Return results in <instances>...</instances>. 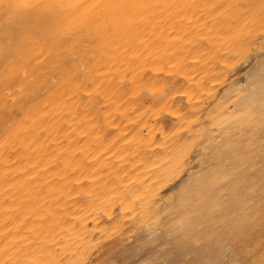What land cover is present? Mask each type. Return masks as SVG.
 <instances>
[{"label":"bare ground","instance_id":"6f19581e","mask_svg":"<svg viewBox=\"0 0 264 264\" xmlns=\"http://www.w3.org/2000/svg\"><path fill=\"white\" fill-rule=\"evenodd\" d=\"M212 15L215 21L198 30V41L184 53L185 75L178 79L191 99L177 98L163 114L152 101L133 95L130 75L127 86L111 96V106L86 112L91 89L73 95L72 85L64 83L67 65L52 50L42 86L15 108L21 122L18 144L9 152L0 149V247L9 231L16 237H8L12 243L40 231L51 258L61 264H232L258 259L259 223L242 245L233 222L246 210L243 197L254 200L257 211L260 205L264 135L258 113L264 56L258 36L238 35L226 12ZM137 63L139 67H132L138 82L154 75L151 64ZM111 70L119 81L129 65ZM87 74L82 71L79 81ZM177 109L182 116L172 114ZM246 110L257 113L255 128L242 116ZM229 133L234 146L217 164L230 179L221 187L212 183L216 172L210 168L217 165L210 161ZM69 146L84 149V175L65 176L62 171L61 149ZM234 186L240 198L233 197ZM247 247L255 250L254 256L246 254Z\"/></svg>","mask_w":264,"mask_h":264},{"label":"snow or ice","instance_id":"6c2138e0","mask_svg":"<svg viewBox=\"0 0 264 264\" xmlns=\"http://www.w3.org/2000/svg\"><path fill=\"white\" fill-rule=\"evenodd\" d=\"M225 12L238 26V35L258 36L261 55L264 56V0H250L246 4H201L196 0H0V63L3 64L0 72V89L3 90L0 149L9 152L18 144L21 122L15 118V108L34 98L42 86L47 72L46 60L54 48L67 65L63 73L64 83L72 85L69 90L73 95H79L85 87L91 89L85 104L86 112L94 109L100 113L105 104L111 106L114 103L111 96L116 94V89L127 86L130 75L131 85L128 87L133 95L152 101L158 106L156 110L163 114L171 111L170 102L177 98L187 96L191 99L178 79L185 75L184 53L188 46L198 41V30L207 28L209 21H215L212 14L219 16ZM137 62L151 64L154 75L147 79L141 77L138 82L135 67H132H139ZM88 64L91 68L87 67ZM125 64L129 65V71L116 81L111 69ZM260 65V76L264 81V59ZM100 68L109 70L101 72ZM82 71L90 73L85 76V81H79ZM172 114L182 116L178 109ZM242 116L246 117L248 126L255 128L256 112L246 110ZM258 117L264 135V86ZM226 139L224 147L218 149L210 161V165H217L210 168L216 172L212 183L221 187L230 179V174L219 171L217 162L222 161L225 151L234 146L231 133ZM261 149L264 151V142ZM61 152L64 159L60 163L65 176L84 175L88 167L84 149L73 151L69 146L62 148ZM232 191L234 198H240L238 186ZM243 199L247 200L246 210L234 217L233 230L245 245L246 237H250L258 222L262 229L260 254L258 259H237L232 264H264V179L258 211L253 207L254 200ZM31 215L32 212L28 211L27 216L30 218ZM42 236L43 233L37 231L31 238L20 236L19 243H12L8 240L12 237L9 231L4 246L0 247V264H61L51 258L52 253L47 250ZM237 252L245 254L241 248H237ZM246 254L254 256L255 250L247 247ZM80 264H88V261L82 260Z\"/></svg>","mask_w":264,"mask_h":264},{"label":"rangeland","instance_id":"374dc122","mask_svg":"<svg viewBox=\"0 0 264 264\" xmlns=\"http://www.w3.org/2000/svg\"><path fill=\"white\" fill-rule=\"evenodd\" d=\"M248 61H249V62H248V64H249L251 60H248ZM248 64L246 63V64H244V65L247 66ZM251 64H252V63H250L249 66H250ZM242 72H243V71H242ZM242 72L240 73V76H243ZM243 73H244V72H243Z\"/></svg>","mask_w":264,"mask_h":264}]
</instances>
